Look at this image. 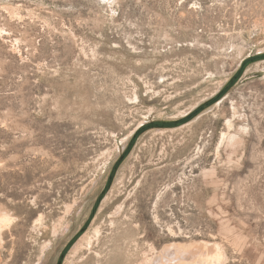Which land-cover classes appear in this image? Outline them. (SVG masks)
Masks as SVG:
<instances>
[{
	"label": "rangeland",
	"instance_id": "rangeland-1",
	"mask_svg": "<svg viewBox=\"0 0 264 264\" xmlns=\"http://www.w3.org/2000/svg\"><path fill=\"white\" fill-rule=\"evenodd\" d=\"M4 213L0 264H264V0H0Z\"/></svg>",
	"mask_w": 264,
	"mask_h": 264
},
{
	"label": "bare ground",
	"instance_id": "bare-ground-1",
	"mask_svg": "<svg viewBox=\"0 0 264 264\" xmlns=\"http://www.w3.org/2000/svg\"><path fill=\"white\" fill-rule=\"evenodd\" d=\"M10 219H12L11 218V216H10V214H6V213H4V214H2V215H0V234H1V231H2V229H3V227L5 226V222L6 221H9ZM99 232L100 231H98V234H99ZM92 241V240H91ZM91 241H89V243L91 244ZM167 252V251H166ZM181 256V255H180ZM182 257V256H181ZM206 257H208V260H212V261H214V263L215 262H217V261H219V260H221L222 258H223V255H222V253L219 251V250H216L214 253L212 252V253H208L207 255H206ZM183 259V258H182ZM184 260V259H183ZM186 260V259H185ZM172 261V260H171ZM187 261H188V259H187ZM190 261V260H189ZM211 261V262H212ZM196 262V261H195ZM194 262V263H195ZM199 263V262H198ZM204 263V262H203ZM207 263V262H206ZM173 264H175V263H173ZM176 264H184V262H181V261H178L177 260V262H176ZM188 264V263H187ZM217 264V263H216Z\"/></svg>",
	"mask_w": 264,
	"mask_h": 264
}]
</instances>
